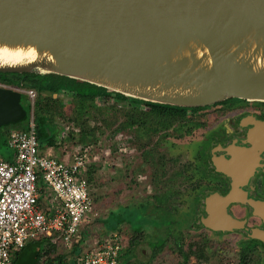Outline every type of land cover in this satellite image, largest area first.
<instances>
[{"label": "water", "instance_id": "obj_1", "mask_svg": "<svg viewBox=\"0 0 264 264\" xmlns=\"http://www.w3.org/2000/svg\"><path fill=\"white\" fill-rule=\"evenodd\" d=\"M0 74L69 79L118 106L264 103V0H0ZM20 99L0 88V128L25 119Z\"/></svg>", "mask_w": 264, "mask_h": 264}, {"label": "flooded vegetation", "instance_id": "obj_2", "mask_svg": "<svg viewBox=\"0 0 264 264\" xmlns=\"http://www.w3.org/2000/svg\"><path fill=\"white\" fill-rule=\"evenodd\" d=\"M25 82L35 87L54 83L58 89L69 84L50 76L27 77ZM61 92L59 95H73ZM129 108L151 110L149 104ZM184 114L183 118H175L172 126L149 134L154 139L151 152H165L159 153L160 165L152 179L161 193L152 199L163 197V208L170 203L171 208H166L169 212L181 208L195 222L189 229L172 225V243L180 245L183 234L194 232L196 242L209 247L211 263L225 262L228 249L234 246L232 264H264V243L255 238L256 234H264V103L227 100ZM149 156L153 159L151 153ZM229 194L234 198L226 199ZM206 200L209 227L202 222L208 216ZM229 220L234 222L227 228Z\"/></svg>", "mask_w": 264, "mask_h": 264}, {"label": "rangeland", "instance_id": "obj_3", "mask_svg": "<svg viewBox=\"0 0 264 264\" xmlns=\"http://www.w3.org/2000/svg\"><path fill=\"white\" fill-rule=\"evenodd\" d=\"M25 100H28L27 95L23 97V101ZM58 100L63 102L64 112V117H56L55 122L58 126L55 132L58 135V148L74 153L80 147H88L91 150L89 166L95 163L99 171L98 180L92 183L95 192L90 191L91 186H89L92 209L78 227L75 238L76 251L73 252L72 246L67 248L61 244L54 246L56 254L66 256V260L64 259L61 264H79L80 259L95 249L99 241L113 238L115 234L121 238L124 251L130 247L131 255L124 256L130 264H178L181 262V257L174 250L176 247L169 236L172 233L170 230L173 226L175 229L181 227L189 229L188 227L195 222L189 212H184L181 208L176 213L169 212L167 209L171 208L170 203L163 208L161 205L165 203L163 197L152 199L153 195L161 193L158 189L159 184H154L152 179L153 172L160 165L159 153H165L164 150L151 152L154 139L144 136L139 138L127 128L117 130L124 122L121 113L130 106L128 104L118 106L106 97H97L93 104L86 105L87 114L83 115L81 120H85L89 128L96 129L92 135L86 132L85 136L89 138L86 137V141L84 139V143L81 144L77 140V127L69 121L73 108L72 96L59 95ZM113 130L118 132L113 133ZM145 140L148 143H145ZM46 147L45 143L41 144L42 149ZM148 153H151L153 159ZM9 154H12V151L7 143L5 144V137L0 132V157L5 158ZM44 187L51 192L48 187L45 185ZM170 201H173V198ZM134 232L139 239L136 244L130 246L129 242ZM173 234L175 235V232ZM196 241L197 235L193 232L183 234L179 243L185 251L190 242ZM162 242L165 244L158 254L153 256V250ZM37 249L41 252L48 251L47 243L45 246L40 244ZM32 252L28 250L23 253L24 257L21 261L26 259L27 262ZM72 252L74 257L71 256ZM228 252L227 262L219 261L217 264L235 262V247L231 246ZM209 260L203 259L201 264H215ZM186 264H197V260L191 256Z\"/></svg>", "mask_w": 264, "mask_h": 264}, {"label": "built area", "instance_id": "obj_4", "mask_svg": "<svg viewBox=\"0 0 264 264\" xmlns=\"http://www.w3.org/2000/svg\"><path fill=\"white\" fill-rule=\"evenodd\" d=\"M7 88L27 95L31 106L26 129L13 130L7 146L13 160L0 158V264H11L10 254L31 240L49 238L47 247L75 243L78 227L92 209L86 172L91 150L78 148L70 161H60L38 153L30 89ZM52 192L53 206L44 210L37 204V177ZM124 245L120 237L99 241L79 264H130L123 261Z\"/></svg>", "mask_w": 264, "mask_h": 264}, {"label": "trees", "instance_id": "obj_5", "mask_svg": "<svg viewBox=\"0 0 264 264\" xmlns=\"http://www.w3.org/2000/svg\"><path fill=\"white\" fill-rule=\"evenodd\" d=\"M53 77L58 80H64L66 82H69L68 86H62L61 88H57L56 85L53 83L46 82L43 85H36V87L31 84L25 82V79L27 77H32L35 79L45 78V77ZM0 83L6 86L10 87H16V88H24V85H30L36 92H38V96L34 98L33 104H32V115H33V123L35 128V135L36 139L38 141V146L41 147L42 143H45L47 147H56L57 145V132L58 126L55 123L56 117H64L63 112V102L58 100L59 94L62 93L61 90H66L71 92L72 95V116L69 118V121L75 124V126L78 129V137L77 140L79 143L83 144L84 139L86 141L85 133L90 132L91 135L95 131L96 128H89L88 123L84 120H81L83 115L87 114L88 107L87 104L91 105L95 101L96 97L99 95H107L104 90H98L94 87H90L87 84H81L74 82L69 79L55 77L51 75L46 76H37V75H4L0 74ZM72 85V86H71ZM76 88H75V87ZM56 88L58 91L55 93L57 96L54 98L52 95L53 92L56 91ZM47 90L49 93L47 95L41 94L40 91ZM24 95L21 94L20 104L22 108L26 112V117L24 120H22L19 123L16 124H10L8 126L0 128L1 134L5 137V144L7 143L8 135L13 130H25L28 122V116L31 109L30 103L28 100L23 101ZM122 100H125V98L121 97ZM136 103V102H135ZM151 110L150 111H144V110H138L136 108H128L126 110H123L121 115L124 118V122L122 125H120L117 130L127 128L129 130H132L134 132V135L139 138L149 137V134H154L159 131H162L163 129H166L174 124L175 118H183L185 116L184 111L185 109L180 108H172L168 106H159V105H152L149 104ZM163 113H162V112ZM120 115V114H119ZM88 119V118H87ZM86 119V120H87ZM56 130V131H55ZM117 130H113V133H116ZM71 133V132H70ZM67 135V134H66ZM68 136V135H67ZM144 136V137H142ZM89 138V137H88ZM63 139V138H61ZM91 139V136H90ZM94 139V138H92ZM145 143H148L147 140H145ZM95 166H89L87 168L86 172V181L87 184L92 179V174L94 171ZM37 187L38 192L41 194L44 191V184L40 176L37 177ZM89 191V189H88ZM37 204L41 206V199L37 198ZM45 214L48 215V212L44 210ZM135 233V232H134ZM116 237H119V235L115 234ZM138 236L135 233L131 239H130V246L137 243ZM50 239L49 238H40L37 240H31L27 244H25L21 249H18L16 251L11 252V264H61L63 260L66 258L65 255L62 254H56L55 247H48V251L41 252V250L37 249V246L40 244L48 243ZM165 243L162 242L159 246L153 250V256L157 255L158 252L161 250L162 246ZM176 249H174L179 257H181V262L178 264H186L188 259L193 256L197 260V264H201V261L205 259V261L209 260L211 258L209 247L204 243H197V242H190L187 246V250H183L180 245L174 244ZM73 252L76 251V243H73L72 245ZM28 250H32V255L29 256L28 261L26 262V259L24 261H21L23 256V253L27 252ZM73 252L71 256L74 257ZM127 254L130 253V247H128L122 254L121 258L124 262L129 263L128 259L124 256H127ZM66 260V259H65ZM41 261V263H40ZM76 263V262H75Z\"/></svg>", "mask_w": 264, "mask_h": 264}, {"label": "crops", "instance_id": "obj_6", "mask_svg": "<svg viewBox=\"0 0 264 264\" xmlns=\"http://www.w3.org/2000/svg\"><path fill=\"white\" fill-rule=\"evenodd\" d=\"M58 145L59 144L57 143L56 147L55 146L54 147H46L45 149H42L41 147L38 146V153L40 155L50 157V158H54V159H57L60 161H70L74 153L67 152L63 149H60V148H58ZM0 158H2V157H0ZM2 159H4L7 162H11L13 160V153L9 154L7 157L2 158ZM91 165L95 166V168H94V171L92 174V179L88 183V189H89V186H91L90 191L95 192L94 189L92 188V186H93L92 183H95L98 180L97 176H98L99 171H98V167L96 166L95 163H91ZM39 198L41 199V206L40 207L43 210H47L48 208L53 206L52 194H51V192L47 191L46 188H44L43 193L42 192H41V194L38 193V199Z\"/></svg>", "mask_w": 264, "mask_h": 264}]
</instances>
